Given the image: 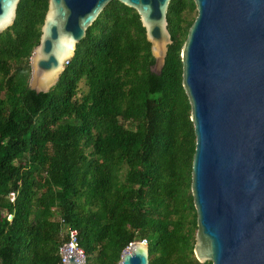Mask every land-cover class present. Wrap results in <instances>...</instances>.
<instances>
[{"label":"trees","instance_id":"trees-1","mask_svg":"<svg viewBox=\"0 0 264 264\" xmlns=\"http://www.w3.org/2000/svg\"><path fill=\"white\" fill-rule=\"evenodd\" d=\"M48 4L21 0L0 34V264H62L64 227L77 231L86 264H119L137 241H147L149 264H201L180 58L194 1L169 5L161 75L139 15L113 1L55 87L37 94L30 59Z\"/></svg>","mask_w":264,"mask_h":264},{"label":"water","instance_id":"water-1","mask_svg":"<svg viewBox=\"0 0 264 264\" xmlns=\"http://www.w3.org/2000/svg\"><path fill=\"white\" fill-rule=\"evenodd\" d=\"M21 0H0V34ZM113 1L139 15L161 75L169 47L172 0H49L30 59L32 91L48 93L87 30ZM197 17L181 49L182 86L196 148L191 194L197 215L196 260L264 264V0H193ZM127 250V249H126ZM119 264H149L135 242ZM66 264H82L68 248Z\"/></svg>","mask_w":264,"mask_h":264},{"label":"built area","instance_id":"built-area-1","mask_svg":"<svg viewBox=\"0 0 264 264\" xmlns=\"http://www.w3.org/2000/svg\"><path fill=\"white\" fill-rule=\"evenodd\" d=\"M67 64L68 62L66 63V65ZM65 234L68 236V243L64 244L60 248L61 263L66 264L67 262L66 257L63 255L64 248H70V249L76 250L81 255V257L84 258L83 251L79 248V245H78L77 231H75L74 229H67V232ZM143 242L147 243V241H143ZM133 244L134 243H131L128 248H130Z\"/></svg>","mask_w":264,"mask_h":264},{"label":"rangeland","instance_id":"rangeland-1","mask_svg":"<svg viewBox=\"0 0 264 264\" xmlns=\"http://www.w3.org/2000/svg\"><path fill=\"white\" fill-rule=\"evenodd\" d=\"M184 17L187 18L188 20H192V19H195L197 17V11L195 12H186L184 14ZM87 92V86H86V83L84 80H82L80 82V84L78 85V93H77V98H82V96L84 94H86ZM63 234L67 232V228H63ZM82 263L83 264H86V258L84 256V258L82 259Z\"/></svg>","mask_w":264,"mask_h":264},{"label":"bare ground","instance_id":"bare-ground-1","mask_svg":"<svg viewBox=\"0 0 264 264\" xmlns=\"http://www.w3.org/2000/svg\"><path fill=\"white\" fill-rule=\"evenodd\" d=\"M130 248H131V247H130ZM130 248H128V249H130ZM68 249L71 250L72 252H74V253H75V254L81 259V261H82L83 258L81 257V255H80L76 250H73V249H70V248H68ZM128 249H127V250H128ZM127 250H126V251H127ZM82 264H83V263H82Z\"/></svg>","mask_w":264,"mask_h":264}]
</instances>
